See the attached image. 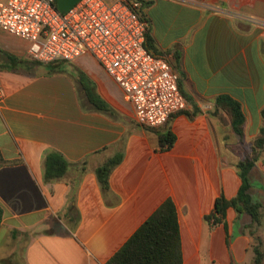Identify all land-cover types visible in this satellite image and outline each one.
Masks as SVG:
<instances>
[{"label": "crops", "instance_id": "obj_1", "mask_svg": "<svg viewBox=\"0 0 264 264\" xmlns=\"http://www.w3.org/2000/svg\"><path fill=\"white\" fill-rule=\"evenodd\" d=\"M198 1L223 13L185 0H155L145 11L155 53L179 72L189 103L161 128L138 124L124 95L88 70L110 106L93 108L76 72L32 61L27 42L0 30V264H107L167 199L177 208L183 264H254L245 229L252 216L229 208L214 226L206 216L221 194H238L237 164L263 125L264 0ZM82 58V66L96 62ZM222 95L242 106L243 142L229 118L212 114ZM169 130L175 143L162 149L159 135ZM52 151L71 166L63 178L47 181ZM118 154L122 160L104 189L96 170ZM250 181L263 227L264 161Z\"/></svg>", "mask_w": 264, "mask_h": 264}, {"label": "built area", "instance_id": "obj_2", "mask_svg": "<svg viewBox=\"0 0 264 264\" xmlns=\"http://www.w3.org/2000/svg\"><path fill=\"white\" fill-rule=\"evenodd\" d=\"M153 1L80 0L64 12L58 0H0V30L27 42V55L39 64L93 57L133 106L138 124L161 128L189 103L170 59L145 46L151 24L140 10ZM4 95L0 88V99Z\"/></svg>", "mask_w": 264, "mask_h": 264}, {"label": "trees", "instance_id": "obj_3", "mask_svg": "<svg viewBox=\"0 0 264 264\" xmlns=\"http://www.w3.org/2000/svg\"><path fill=\"white\" fill-rule=\"evenodd\" d=\"M151 4L152 2L143 3L140 10L142 17H147L145 11ZM145 46L150 52L157 55L155 53L156 42L150 30L146 34ZM57 70L59 69L57 68ZM78 79L81 85V91L88 98L93 108L101 111L110 110L109 104L97 92L96 85L90 80L86 73L80 71ZM195 113L196 112L187 113V115L193 116ZM212 114L226 123L227 118H229L234 133L243 142L245 134V115L238 101L230 96H219L216 99L215 109ZM261 116L263 125L252 144L251 152L244 160L237 164L238 173L242 180L238 194L231 199L226 198L223 194L217 198L214 211L206 216V220L212 226L218 225L224 221L229 208H234L238 212H245L252 216V224L245 227L248 232L252 228L259 227L262 224L263 216L261 210L263 206L255 202L250 194V173L256 163L260 161L262 153L264 152V108L261 112ZM174 143L175 135L170 130L159 135V144L162 149H170L173 147ZM121 160L122 155L118 154L108 159L97 168L96 175L100 185L104 189L108 188L110 174ZM70 166L71 163L62 153L57 151L49 152L45 158V179L49 181L63 178ZM2 217L3 209L0 207V225ZM257 241L258 242L253 246L255 252L254 264H263L264 251L262 250V241L259 238ZM107 264H183L180 224L177 208L173 200L167 199L140 226L134 235L107 262Z\"/></svg>", "mask_w": 264, "mask_h": 264}, {"label": "rangeland", "instance_id": "obj_4", "mask_svg": "<svg viewBox=\"0 0 264 264\" xmlns=\"http://www.w3.org/2000/svg\"><path fill=\"white\" fill-rule=\"evenodd\" d=\"M80 60L79 61H76V62H73V63H64V66L68 70V73L73 74L71 71H74L77 74H79L80 71H83L85 73L88 70L94 71L101 78H103L107 82V84L112 88V90L114 92L117 93V95H119V97L120 96H123V93L121 91H119L118 88L116 87V85H114L110 81V78L108 77V75L105 73V71L95 61H92L91 60V61L87 62L86 63L87 67H86V66L80 65ZM41 68H45V67H41ZM86 75L91 79V77L87 73H86ZM79 89H80V92L82 93V95L85 96V94L81 91V86L80 85H79ZM96 90H97V92L99 94H101V92H99V89H98V86L97 85H96ZM103 92H105V91L103 90ZM251 149H252V146H251ZM260 161H264V152L262 153V156H261ZM249 232H250V235H251V237L253 239V244L254 245L258 242L257 241L258 238L262 241V250H263V248H264V245H263V242H264V225H263V227L262 226L261 227H254Z\"/></svg>", "mask_w": 264, "mask_h": 264}, {"label": "water", "instance_id": "obj_5", "mask_svg": "<svg viewBox=\"0 0 264 264\" xmlns=\"http://www.w3.org/2000/svg\"><path fill=\"white\" fill-rule=\"evenodd\" d=\"M80 0H58V7L61 11H68Z\"/></svg>", "mask_w": 264, "mask_h": 264}]
</instances>
